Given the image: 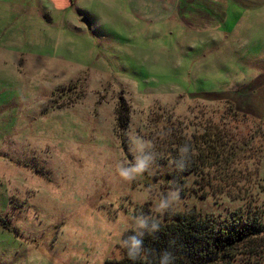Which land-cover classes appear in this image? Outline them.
Here are the masks:
<instances>
[{
  "label": "rangeland",
  "instance_id": "1",
  "mask_svg": "<svg viewBox=\"0 0 264 264\" xmlns=\"http://www.w3.org/2000/svg\"><path fill=\"white\" fill-rule=\"evenodd\" d=\"M97 8L91 32L75 9L0 30V264H104L166 212L264 223V54ZM181 162L198 166L178 182ZM251 252L264 264V229L231 251Z\"/></svg>",
  "mask_w": 264,
  "mask_h": 264
},
{
  "label": "crops",
  "instance_id": "2",
  "mask_svg": "<svg viewBox=\"0 0 264 264\" xmlns=\"http://www.w3.org/2000/svg\"><path fill=\"white\" fill-rule=\"evenodd\" d=\"M98 6L120 17L122 22L125 18L132 24L142 22L149 26L170 21L181 31L186 29L192 39L220 38L222 49L218 45L216 53L233 47L242 48L245 54H264V0H0V18L7 16L8 20L0 30L5 29L8 37H22L34 28H48L58 21V14L69 21L74 9L79 13L78 22L85 28L81 17L98 16ZM259 78L264 86V79ZM258 100L254 101V111L261 113L264 99Z\"/></svg>",
  "mask_w": 264,
  "mask_h": 264
},
{
  "label": "trees",
  "instance_id": "3",
  "mask_svg": "<svg viewBox=\"0 0 264 264\" xmlns=\"http://www.w3.org/2000/svg\"><path fill=\"white\" fill-rule=\"evenodd\" d=\"M126 121L127 107L121 100L116 109V126L123 127ZM197 166L196 162H181L168 176L181 182ZM263 229L264 223L259 224L252 215L241 212H231L224 218L200 215L192 209L166 212L161 218H147L140 226L128 229L122 257L104 264H261L249 259L254 252L235 263L231 251ZM133 238L140 242L138 248L132 247Z\"/></svg>",
  "mask_w": 264,
  "mask_h": 264
},
{
  "label": "clouds",
  "instance_id": "4",
  "mask_svg": "<svg viewBox=\"0 0 264 264\" xmlns=\"http://www.w3.org/2000/svg\"><path fill=\"white\" fill-rule=\"evenodd\" d=\"M121 175L125 178V179H128L129 177H128V173H127V171H122L121 172ZM139 241H137V240H135V238H133V240H132V247L133 248H138L139 247ZM129 255L131 256V253H129Z\"/></svg>",
  "mask_w": 264,
  "mask_h": 264
},
{
  "label": "water",
  "instance_id": "5",
  "mask_svg": "<svg viewBox=\"0 0 264 264\" xmlns=\"http://www.w3.org/2000/svg\"><path fill=\"white\" fill-rule=\"evenodd\" d=\"M80 22L85 26L88 31H90V23L86 17H81Z\"/></svg>",
  "mask_w": 264,
  "mask_h": 264
}]
</instances>
